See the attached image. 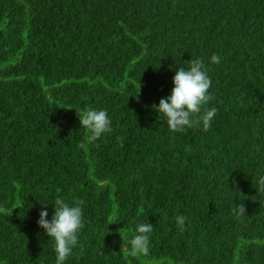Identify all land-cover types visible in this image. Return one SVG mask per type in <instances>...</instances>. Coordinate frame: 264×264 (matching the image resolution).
<instances>
[{
  "label": "trees",
  "instance_id": "obj_1",
  "mask_svg": "<svg viewBox=\"0 0 264 264\" xmlns=\"http://www.w3.org/2000/svg\"><path fill=\"white\" fill-rule=\"evenodd\" d=\"M191 59L217 113L173 133L153 106ZM86 109L111 132L81 149ZM261 176L264 0H0V264H55L37 221L57 197L83 201L65 264H264Z\"/></svg>",
  "mask_w": 264,
  "mask_h": 264
},
{
  "label": "clouds",
  "instance_id": "obj_2",
  "mask_svg": "<svg viewBox=\"0 0 264 264\" xmlns=\"http://www.w3.org/2000/svg\"><path fill=\"white\" fill-rule=\"evenodd\" d=\"M221 58L213 54L212 64H219ZM187 69L181 67L176 70L173 78L171 95L161 99L159 106L155 105L154 110L158 115L166 119L170 132H183L186 128H199L202 125L204 131L211 127L217 109L206 107L214 97L209 94L211 79L208 75L209 69L200 59L188 61ZM80 126L86 130L85 139L78 147L87 149L88 145L97 141L103 134L111 132V120L105 110L86 109L78 115ZM258 192H264V176L258 180ZM54 214L51 221L47 220V211H41L37 221L45 234L54 241L56 254L55 264H65V261L72 254L78 244V233L84 227L83 201H75L70 205L61 197L54 201ZM4 209H0V212ZM246 208L243 202L236 204L235 215L245 216ZM186 217L179 215L175 218L178 229L182 232L185 229ZM153 225L142 223L137 225L136 234L130 240V248L125 249L129 257L147 256L149 254L150 234Z\"/></svg>",
  "mask_w": 264,
  "mask_h": 264
}]
</instances>
